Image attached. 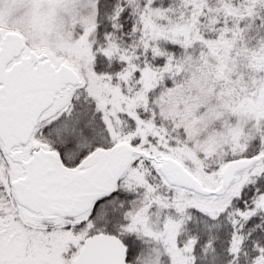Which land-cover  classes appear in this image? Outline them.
Returning <instances> with one entry per match:
<instances>
[{"label":"snow or ice","instance_id":"6c2138e0","mask_svg":"<svg viewBox=\"0 0 264 264\" xmlns=\"http://www.w3.org/2000/svg\"><path fill=\"white\" fill-rule=\"evenodd\" d=\"M0 264H264V0H0Z\"/></svg>","mask_w":264,"mask_h":264}]
</instances>
